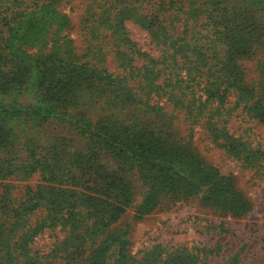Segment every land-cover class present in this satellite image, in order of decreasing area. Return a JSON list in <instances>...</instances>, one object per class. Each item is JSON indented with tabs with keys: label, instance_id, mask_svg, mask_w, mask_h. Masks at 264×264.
<instances>
[{
	"label": "trees",
	"instance_id": "trees-1",
	"mask_svg": "<svg viewBox=\"0 0 264 264\" xmlns=\"http://www.w3.org/2000/svg\"><path fill=\"white\" fill-rule=\"evenodd\" d=\"M58 1L52 0L51 6ZM116 1L120 10L115 14L105 11L95 23L90 38L92 41L109 38L114 42L113 47L122 48L116 55L124 53L127 58L121 64L126 70L124 74H110L105 68L91 66L90 61L82 65L68 63L66 67L53 66L51 56H47L43 60L38 89L49 106H0V116H25L38 122L56 117L54 113L57 110L54 108H62L76 99V87L81 85L83 70V78L99 82L102 88L100 99L113 107L133 108L138 113L136 122L144 121L134 127L104 121H96L92 125L79 120L81 127L77 124L76 127L81 128L88 146L74 154L75 163L65 168L66 173H63L64 169L58 170L41 151L30 153L29 159L27 157L18 167L24 172L39 171L44 184L37 186L35 192L26 193V199L17 207H1L3 220H16L8 225L10 231L4 235L2 244L5 256L13 255L9 261L21 258L23 264H102L111 245L116 242L120 247L115 264H207L192 254L182 252H174L164 258L162 255H155L152 259L144 257L131 263L118 236L113 240L99 239L129 205L131 197L124 177L109 173L101 164L104 156H110L125 166L133 165L142 173V178L149 185L146 200L141 205L143 213L156 205L153 198L156 194L175 195L198 189H204V200L220 211L240 215L248 210V202L233 190L227 179L202 162L190 147L171 142V120L161 114L159 107L149 102L155 92L156 95L168 94V100L175 108L185 109L188 114L192 111L206 113L205 125L216 145L238 154L245 153V158H241L243 161L256 162L261 154L255 150L246 151L243 142L228 134L223 111L228 114L230 109L224 107L228 95L234 94L236 103L247 115L264 123V83L259 88L253 85L247 87L236 64L237 60L251 56L253 46L264 35V0H255L256 13L238 12L229 18L221 14L218 16L217 10L211 11L206 6L200 13L209 12L208 23L199 25L205 33L195 32L196 26L189 28L185 23L182 34L178 35L173 31L169 33L162 26L163 10L155 12V8H150L148 13H144L138 4L141 0ZM23 4V0H0V89L3 91L26 85L32 74L27 55L14 50L11 41L14 26L26 18L27 9L19 7ZM189 4L192 5L190 0ZM130 18L135 19L163 48L159 58H148L124 46L127 38L122 24ZM205 25L209 27L205 28ZM97 29L102 30L98 32ZM105 32H108L107 35ZM99 45L97 42L91 46ZM139 56H146L148 61L142 66L132 64ZM160 77L163 81L158 83ZM134 82L136 86H133ZM15 200L5 198L9 205ZM40 205L45 215L34 224H29V216ZM56 227L66 230L67 236L48 255L51 260L40 262L31 258L27 248L33 237L44 229ZM16 230L21 232L20 242L14 243L12 250L8 241ZM236 263L237 260H231L227 264Z\"/></svg>",
	"mask_w": 264,
	"mask_h": 264
},
{
	"label": "rangeland",
	"instance_id": "rangeland-1",
	"mask_svg": "<svg viewBox=\"0 0 264 264\" xmlns=\"http://www.w3.org/2000/svg\"><path fill=\"white\" fill-rule=\"evenodd\" d=\"M55 2L51 6L52 0H23L25 5L19 6L22 10L27 9L26 18L14 26L11 41L14 50L27 55L32 74L26 85L5 91L0 89V106H49L38 89L40 71L47 56H51L53 66L66 67L68 63L82 65L90 61L91 66L105 68L113 75L126 72L121 64L127 58L124 53L116 55L122 48L113 47L114 42L109 38L95 41L90 38L95 23L105 11L115 14L120 10L116 0ZM190 3L192 5L189 0H141L138 4L144 13H148L150 8H155V12L163 10L162 26L177 35L182 34L185 23L189 28L196 26L195 32L205 33L199 25L208 23L209 12L200 13L206 6L211 11L217 10L218 16L221 14L227 18L238 12L253 14L257 11L255 0H190ZM186 11L188 13L184 14ZM122 25L127 38L124 46L151 59L162 55L163 48L135 19H126ZM101 30L97 29L98 32ZM105 33L107 35L108 32ZM97 42L100 43L98 47L91 46ZM146 56L136 57L137 61L132 64L142 66L148 61ZM236 64L243 73L247 87L253 85L259 88L264 83V35L253 46L251 56L237 60ZM88 68L92 69L90 66ZM81 73L82 81L76 87V99L62 108H54L57 110L54 113L56 117L38 122L25 116H0V264H23L21 258L17 260L19 263L9 261L13 255L6 257L3 251V240L10 231L8 225L16 220H3L1 207H17L26 199V193L35 192L37 186L44 184L39 171L24 172L18 167L31 152L41 151L58 170L64 169L63 173H66L65 168L75 163L74 154L88 146L81 128L76 127V124L81 127L79 120L92 125L96 121H104L134 127L144 121L139 118L140 122H136L138 113L133 108L106 104L99 96L102 89L99 82L83 78L85 72L82 70ZM162 81L160 77L158 83ZM136 84L134 82L133 86ZM149 104L159 107L161 114L171 120V142L190 147L202 162L227 179L233 190L248 202V210L240 215L220 211L204 200V189H198L175 195L156 194L153 197L156 205L143 213L141 205L146 200L149 185L142 178V173L133 165L125 166L110 156H104L101 164L109 173L124 177L131 197L129 205L99 239L113 240L118 236L131 263L144 257L152 259L155 255H162L164 258L174 252H182L192 254L207 264H227L231 260H237L236 264H264V123L247 115L242 106L236 103L234 94L228 95L224 108L230 110L228 114L223 111L228 134L243 142L246 151L255 150L261 154L256 162H246L242 160L245 153L238 154L214 143L205 125L206 113L192 111L188 114L185 109L175 108L168 100V94L156 95V92L151 94ZM10 197L16 200L9 205L5 198ZM44 215L43 206L35 209L29 216V224H34ZM20 234L17 230L11 234L8 241L11 248L14 243L20 242ZM66 236L67 231L61 227L44 229L29 243V256L40 262L50 261L48 255ZM119 247V243L113 242L102 264H115ZM149 254L152 256H147Z\"/></svg>",
	"mask_w": 264,
	"mask_h": 264
}]
</instances>
